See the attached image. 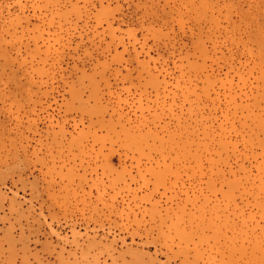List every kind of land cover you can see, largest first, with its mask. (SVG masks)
<instances>
[{"label":"rangeland","instance_id":"374dc122","mask_svg":"<svg viewBox=\"0 0 264 264\" xmlns=\"http://www.w3.org/2000/svg\"><path fill=\"white\" fill-rule=\"evenodd\" d=\"M0 264H264V0H0Z\"/></svg>","mask_w":264,"mask_h":264}]
</instances>
